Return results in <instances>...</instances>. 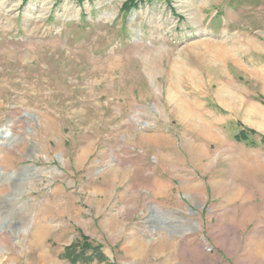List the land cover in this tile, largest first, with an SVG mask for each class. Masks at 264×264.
<instances>
[{"label": "rangeland", "instance_id": "rangeland-1", "mask_svg": "<svg viewBox=\"0 0 264 264\" xmlns=\"http://www.w3.org/2000/svg\"><path fill=\"white\" fill-rule=\"evenodd\" d=\"M263 76L264 0H0V264H264Z\"/></svg>", "mask_w": 264, "mask_h": 264}, {"label": "trees", "instance_id": "trees-1", "mask_svg": "<svg viewBox=\"0 0 264 264\" xmlns=\"http://www.w3.org/2000/svg\"><path fill=\"white\" fill-rule=\"evenodd\" d=\"M237 142H243L250 147H257L258 145H264V136L258 135L252 130H246L244 133L237 135ZM79 253H76L77 250L69 248L67 250V257L73 263L81 264H91L96 261L99 263H105L108 261L106 255L103 252L101 246H93L87 243H84L82 248H79Z\"/></svg>", "mask_w": 264, "mask_h": 264}, {"label": "bare ground", "instance_id": "bare-ground-1", "mask_svg": "<svg viewBox=\"0 0 264 264\" xmlns=\"http://www.w3.org/2000/svg\"><path fill=\"white\" fill-rule=\"evenodd\" d=\"M210 52H211V51H210ZM219 53H220V52H219ZM6 56H7V55H6ZM6 56H5V57H6ZM5 57H4V60H7V59H5ZM18 60H19V59H18ZM210 60H211V59H210ZM6 63H7V62H6ZM203 63H205V62H203ZM6 65H7V64H6ZM7 67H8V66H7ZM173 69H174V68H173ZM218 69H219V67H218ZM170 73H171V72H170ZM173 73H174V72H173ZM12 74H13V73H12ZM12 74H11V76H12ZM3 75H4V74H3ZM9 76H10V75H9ZM4 77H5V76H4ZM263 77H264V76H263ZM36 78H37V77H36ZM80 78H81V77H80ZM85 78H86V77H85ZM171 79H172V78H171ZM178 79H179V78H178ZM17 81H18V80H17ZM176 81H177V80H176ZM227 98H228V97H227ZM232 98H234V97H232ZM178 106H179V105H178ZM175 108H176V107H175ZM185 111H186V112H185ZM188 111H189L188 109H185V110H184V108H183V110H182V113L184 112L183 115H184V114H187ZM192 116H193V115H192ZM188 124H189V123H188Z\"/></svg>", "mask_w": 264, "mask_h": 264}]
</instances>
